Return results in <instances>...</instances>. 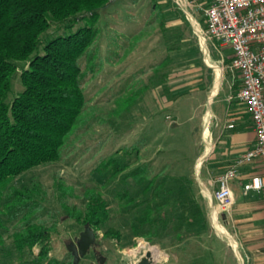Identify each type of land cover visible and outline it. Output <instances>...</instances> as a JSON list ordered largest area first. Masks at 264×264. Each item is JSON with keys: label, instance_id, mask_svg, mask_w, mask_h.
Returning <instances> with one entry per match:
<instances>
[{"label": "rangeland", "instance_id": "1", "mask_svg": "<svg viewBox=\"0 0 264 264\" xmlns=\"http://www.w3.org/2000/svg\"><path fill=\"white\" fill-rule=\"evenodd\" d=\"M176 2L119 0L102 13V33L94 47L97 70L86 84L88 105L81 132L73 137L61 161L17 179V184L37 179L44 185L48 200L43 219L57 226L53 255L58 260L73 261L67 245L77 244L85 230L68 219L61 199L69 206L84 209L85 195L92 191L108 203L111 220L98 232L99 245L91 248L80 264H99L100 257L106 258L105 264H140L149 252L156 264L261 263L244 243L239 244L241 248L233 243L237 233L229 221L235 203L221 214L225 228L212 229L207 217V227L183 232L185 239L180 244L176 243L175 233L154 244L135 237L132 218L123 213L122 195L127 190L132 194L139 189L129 178L139 164L149 166V178L170 174L169 185H174L173 179L184 172H193L196 177L201 169L200 165L196 167L199 151L208 150L202 112H216L227 92L226 83L211 106L207 99L219 84L229 78L235 82L238 79L229 69L231 62L219 57L212 45L208 50L202 46L192 23L188 19L190 24L187 22ZM197 18L204 30L200 14ZM16 90H22L19 81ZM140 94L142 97L137 99ZM130 101L136 104L130 105ZM211 128L212 125V137ZM135 146L139 147L140 163L107 186L103 164L110 159L133 161L135 154L126 151ZM62 187L67 189V197L62 195ZM209 200L216 205L213 197ZM110 229L119 232L120 238L104 239ZM11 264L18 262L13 259Z\"/></svg>", "mask_w": 264, "mask_h": 264}, {"label": "trees", "instance_id": "2", "mask_svg": "<svg viewBox=\"0 0 264 264\" xmlns=\"http://www.w3.org/2000/svg\"><path fill=\"white\" fill-rule=\"evenodd\" d=\"M116 1L0 0V264L13 259L18 264H73L53 255L58 231L43 219L48 200L44 185L37 179L17 184V179L61 161L81 132L86 84L97 70L94 47L102 33L101 16ZM126 153L135 159L103 164L107 186L138 163L139 147ZM149 174V166L139 164L129 174L139 189L122 195L135 237L154 244L175 233L180 244L183 232L207 227L194 179L177 177L169 185L170 177ZM85 197L84 209L61 199L63 212L79 225H89L99 238V230L111 220L109 205L95 192ZM120 236L110 229L104 239Z\"/></svg>", "mask_w": 264, "mask_h": 264}, {"label": "built area", "instance_id": "3", "mask_svg": "<svg viewBox=\"0 0 264 264\" xmlns=\"http://www.w3.org/2000/svg\"><path fill=\"white\" fill-rule=\"evenodd\" d=\"M176 1L206 50L209 44L219 51L233 50L229 69L240 75L242 87L231 99L247 106L257 135L255 146L217 178L215 191L212 196L208 195L216 203L211 202L214 228L221 230L225 228L221 214L235 203L232 184L241 179V169L252 164L264 167V0H210L204 4L200 0ZM199 13L204 17V30L197 18ZM205 142L211 146L207 139ZM242 187L246 194L262 192L264 172L253 176Z\"/></svg>", "mask_w": 264, "mask_h": 264}, {"label": "crops", "instance_id": "4", "mask_svg": "<svg viewBox=\"0 0 264 264\" xmlns=\"http://www.w3.org/2000/svg\"><path fill=\"white\" fill-rule=\"evenodd\" d=\"M204 2L209 3L210 0H200V3L204 4ZM200 17L204 25L202 14H200ZM216 51L224 61H232L233 50L231 48L221 49L220 51L216 49ZM237 75L236 82L229 78L223 84L218 85L217 94L213 93L212 96L208 97V105L211 106L213 100L219 98L223 93V87L226 83L227 92L224 94L222 102L218 104L216 112L212 111L211 114L206 111L202 112V127L207 125V130L204 129L203 136L205 135L207 141L211 142L212 147L210 152L206 150L207 148L206 151L200 149L196 167L200 165L201 169L195 173L196 177L193 172L178 174V177L181 178L194 179L198 193L203 198L200 203L205 206L208 222L212 229H214L211 216L212 204L208 193L213 194L216 189L217 178L249 149L253 148L257 142V135L249 109L246 105L231 99L232 94L237 93L242 87L241 77L239 74ZM140 155L137 164L140 163ZM263 172L264 167L261 164H252L241 169V179L232 184L236 201L233 217L229 221V224L231 223L234 226L237 233L233 238L239 248H241L239 244L244 243L252 251V255L259 257L260 264H264V190L259 193L250 192L246 194L243 191L242 184L250 182L253 176ZM166 175L170 176V174L165 173ZM159 176L163 175L160 174Z\"/></svg>", "mask_w": 264, "mask_h": 264}, {"label": "water", "instance_id": "5", "mask_svg": "<svg viewBox=\"0 0 264 264\" xmlns=\"http://www.w3.org/2000/svg\"><path fill=\"white\" fill-rule=\"evenodd\" d=\"M99 245V241L97 239V234L94 230L86 225L85 230L81 233L80 239L77 244L71 242L67 245L68 252L73 257V264H80L82 258H84L88 252L93 247H97ZM99 264H105L106 258L100 257ZM140 264H156L154 256L151 252H149L141 261Z\"/></svg>", "mask_w": 264, "mask_h": 264}, {"label": "bare ground", "instance_id": "6", "mask_svg": "<svg viewBox=\"0 0 264 264\" xmlns=\"http://www.w3.org/2000/svg\"><path fill=\"white\" fill-rule=\"evenodd\" d=\"M218 71H219V70H218ZM217 75H218V74H217ZM220 78H221V77H220ZM218 81H219V80H218ZM217 84H218V83H217ZM217 87H218V86H217ZM217 92H218V88L215 89V92H214V93L217 94ZM208 150H209V152H210V150H211V146H209V145H208ZM223 233H225V232L223 231ZM233 243L235 244V242H233ZM235 245H236V244H235Z\"/></svg>", "mask_w": 264, "mask_h": 264}]
</instances>
